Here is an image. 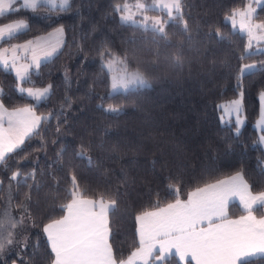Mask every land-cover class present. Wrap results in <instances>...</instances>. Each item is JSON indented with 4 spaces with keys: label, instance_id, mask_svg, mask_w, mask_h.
<instances>
[{
    "label": "trees",
    "instance_id": "trees-1",
    "mask_svg": "<svg viewBox=\"0 0 264 264\" xmlns=\"http://www.w3.org/2000/svg\"><path fill=\"white\" fill-rule=\"evenodd\" d=\"M248 1L183 0L189 31L182 33V25L177 22L167 26L169 45L163 41L153 43L151 32L121 22L115 5L125 0H73L70 11L48 12L41 7L36 12L22 10L0 21L25 19L29 25L26 34L5 38L7 42L0 41V47L54 26L64 28L57 53L41 62L39 70L30 69L28 82H20L51 84L49 97L38 104L31 98L22 99L16 90L15 74L0 65L5 106L33 103L37 104V113L47 115L49 111H60L64 100H68L59 121L53 116L44 125L47 130L41 133L43 141L41 136L33 137L24 151L6 165L0 164V211L8 205L12 172L19 169L23 176L35 169L38 191L26 185L17 188L16 182H11V212L19 219L16 205L28 193L30 212L37 221L59 218L63 214L59 206L70 199L66 190L70 171H74L83 195L98 199L103 193L105 199L118 201L110 215L115 234L110 242L126 257L133 249L135 215L157 201L156 193L161 206L173 201L174 196L166 191L169 184L174 190L179 187L184 199L196 187L243 170L250 189L264 191V151L255 127L258 99L264 91V42L252 45V55L240 60L246 36L238 29L233 31L230 23H223L227 13ZM255 15L257 21L264 20V0L257 5ZM158 16L167 19L159 10ZM217 28L224 39L216 37ZM178 43L182 48L174 47ZM157 49L159 55L152 56ZM105 50L127 56L130 69L139 67L151 86L129 93L108 92L109 71L104 67L108 57L100 55ZM177 51L181 53L179 61L175 58ZM248 62H254L256 68L241 78L244 124L237 136L234 122L222 121L217 106L241 96L236 73ZM109 105L121 108V112L106 113L104 109ZM81 144L91 145L86 151L91 164L87 158L77 156ZM61 149L62 155L57 156ZM263 208L254 213L260 215ZM228 211L230 216L244 212L236 202L229 203ZM42 223L21 232L17 238L28 236V247L9 246L0 253V264H46L44 253L50 249L41 231ZM174 261L178 259L170 258L164 264ZM249 264H264V256L250 258Z\"/></svg>",
    "mask_w": 264,
    "mask_h": 264
},
{
    "label": "snow or ice",
    "instance_id": "snow-or-ice-1",
    "mask_svg": "<svg viewBox=\"0 0 264 264\" xmlns=\"http://www.w3.org/2000/svg\"><path fill=\"white\" fill-rule=\"evenodd\" d=\"M72 2L73 0H0V21L10 19L11 14L22 10L36 12L41 7H46L48 12L70 11ZM260 2L261 0H252V3ZM252 3L233 8L225 15L223 22H230L233 31L238 28L241 34L247 36V44L240 60L252 55L250 50L254 41L257 44L264 42V20L254 23L258 17ZM17 4L20 7H15ZM183 9V0H152L151 4L137 0L134 5L125 0L122 5H115V11L121 13L122 23H130L144 32H151L153 43L163 41L165 45L171 43L167 26L173 22L182 25V33L189 31V23L185 19ZM149 10H160L166 14L167 19L162 16H149ZM137 16L142 18L136 19ZM28 27L25 19L0 23V41L7 42L5 38H17L18 33L26 34L24 30ZM63 33L64 28L60 27L47 37H37L23 44L0 48V65L15 72L18 82L16 90L22 99L31 98L38 104L49 97L53 87L51 84L41 88H24L19 85L20 82L30 80V69L39 70L42 60L57 53L63 43ZM215 35L218 39H224L219 28ZM53 36L57 37L55 41L51 39ZM174 47L180 49L182 43ZM100 55L102 58L108 57L104 67L112 73L113 92L118 89L124 93L136 92L151 86L146 74L139 67L129 70L127 56L121 57L107 50L102 51ZM151 55L158 56L159 50L151 52ZM175 58L177 61L181 59L180 51L175 53ZM22 59L29 62L21 63ZM254 68V64H242L236 73V87L241 89V97V78L245 74H251ZM260 101L261 132H264V92L260 94ZM37 104L25 102L23 106L9 110L3 103V90L0 89V164L6 165L7 161L26 149L33 137L41 136V133L47 130L44 125L48 124L53 116L59 121L64 115L63 104H68V100H64L60 111H49L47 115L37 113ZM217 107L222 108L229 116L235 114L234 128L239 136L241 125L244 124L241 98ZM104 111L118 115L121 108L109 105ZM221 120L223 121V117ZM56 131H60L59 123ZM41 140L43 141L42 136ZM259 142L264 143V135L259 137ZM41 146H44L43 143ZM90 148V144H81L77 152V156L87 158L89 164L92 161L90 157H86V151ZM62 153L63 149L57 152V156ZM70 177L66 190L70 199L59 206L63 214L59 218H48L46 223H42L30 212L31 197L28 193H25L24 199L16 205L20 209L19 219L14 218L11 212V182L15 181L17 188L26 185L30 190L35 188L37 191L40 185L36 180L35 169L24 173L23 176L19 169L12 172L9 178L8 205L0 211V253L12 245L26 249L29 237L24 236L22 240L17 237L29 227H39L42 223L41 231L46 237V247L50 249V252L46 250L44 253L46 264H164L173 257L178 258L174 264H249L250 258L264 255V216L258 218L254 215L258 208L264 207V191L254 193L245 179L243 170L235 172L228 179L196 187L187 192L186 199H181L179 187L174 190L173 185L169 184L166 191L169 196H174V199L163 206L159 193H156L157 201L149 208L137 212L134 217L133 249L126 257L110 242L115 240L110 215L114 213L118 201L115 198L105 199L103 193L98 199L87 198L80 189L74 171H70ZM29 180L32 183H28ZM232 198L239 199L245 214L230 218L228 209ZM13 264H16V261H13Z\"/></svg>",
    "mask_w": 264,
    "mask_h": 264
},
{
    "label": "crops",
    "instance_id": "crops-1",
    "mask_svg": "<svg viewBox=\"0 0 264 264\" xmlns=\"http://www.w3.org/2000/svg\"><path fill=\"white\" fill-rule=\"evenodd\" d=\"M16 20V19H15ZM12 21V20H11ZM11 21H9V22H11ZM9 22H6V23H9ZM57 28H60L59 26H54L53 28H51V29H49L48 31H46V32H44V33H41V34H37V35H35V36H32V37H29V38H27V39H24V40H22V41H20V42H15V43H11V44H23V43H25L26 41H28V40H34L35 38H37V37H47L48 36V34L49 33H51V32H54V30L55 29H57ZM238 29V28H237ZM51 39L53 40V41H55L56 39H57V37H55V36H53V37H51ZM62 40H63V36H62ZM11 44H9V45H4V46H1L0 48H6V47H10V45ZM62 45V44H61ZM61 45L59 46V48L61 47ZM58 48V49H59ZM21 56H23V53H21ZM51 57V56H50ZM50 57H48L47 59H49ZM47 59H44V60H42V62L43 61H45V60H47ZM29 61L28 60H25V59H22L21 60V63H28ZM11 70V69H10ZM13 72V71H12ZM14 74H15V72H13ZM262 92H264V91H262ZM236 97H238V96H236ZM235 97V98H236ZM240 98H241V96H240ZM231 100V99H230ZM9 110H11L12 108H8ZM222 114H221V108H220V117H223V115L221 116ZM223 121L224 122H229V121H233L231 118H229L228 116L227 117H223ZM255 127H256V129L258 130V132H259V137L261 136V135H264V132H261V127H262V125H261V101H260V95H259V99H258V116H257V118H256V121H255ZM261 145H262V148H263V151H264V143H261ZM235 173H233V174H231V175H229V176H226V177H223V178H220V179H217V180H225V179H228L230 176H232V175H234ZM217 180H215V181H212V182H209V183H214V182H216ZM203 186V185H202ZM202 186H200V187H202ZM194 190V189H193ZM192 191V190H191ZM254 193H257V192H254ZM87 198H90V197H87ZM187 198V197H186ZM186 198H184V199H186ZM91 199H93V198H91ZM170 202H172V201H170ZM230 202H236L237 203V205L241 208V209H243L242 208V206L240 205V202H239V199L238 198H232L230 201H229V203ZM169 203V202H168ZM163 206V205H162ZM242 214H245L244 212L243 213H241V214H238V215H234V216H230V218H236V217H239L240 215H242ZM254 215H256L255 213H254ZM258 218L259 217H261V216H264V208H263V211H262V213L260 214V215H256ZM174 251V250H173ZM264 256V255H263ZM178 259V258H177Z\"/></svg>",
    "mask_w": 264,
    "mask_h": 264
},
{
    "label": "rangeland",
    "instance_id": "rangeland-1",
    "mask_svg": "<svg viewBox=\"0 0 264 264\" xmlns=\"http://www.w3.org/2000/svg\"><path fill=\"white\" fill-rule=\"evenodd\" d=\"M262 1V0H261ZM137 2V0H128V3L129 4H132V5H134L135 3ZM142 2H144V3H147V4H151L152 3V0H148V1H146V0H142ZM248 3H252V0H249L248 1ZM247 3V4H248ZM261 3V2H260ZM260 3H252V7L254 8V9H256V7H257V5H259ZM123 4V3H122ZM133 11H135V9L133 8ZM155 11V12H154ZM149 10L148 12H147V15H149V16H158V10ZM160 11V10H159ZM151 12H154V13H151ZM161 12V11H160ZM136 18V17H135ZM142 17H140V16H138L137 17V19H141ZM230 23V22H229ZM254 23H259V21H257V20H254ZM231 24V23H230ZM60 27V26H59ZM52 33V32H51ZM246 36V35H245ZM246 41H247V36H246ZM15 43V42H14ZM255 44H257L255 41L253 42V45H255ZM107 62H105L104 63V65L106 64ZM243 64H254L255 65V63L254 62H248V63H243ZM107 69V68H106ZM108 70V69H107ZM129 70H133V69H129ZM111 76H112V73H109V89H108V92H110V93H112L113 92V90H112V87H111ZM49 84H46V85H44V86H32V85H27V84H20L19 86L20 87H24V88H27V87H36V88H41V87H45V86H48ZM117 91H123V90H117ZM26 95V94H25ZM237 98H240V95H238V97H236V98H233V99H231V100H234V99H237ZM231 100H226V101H222V102H220L219 103V105H224V104H227L229 101H231ZM34 102H36V101H34ZM38 114H43V113H38ZM221 114L223 115V117L225 118V117H229V118H231L232 120H233V122H235V114L233 113L231 116H229V115H227V114H225L224 113V110L221 108ZM45 115V114H44ZM221 115V116H222ZM241 115H242V118L244 119V116H243V114H242V112H241ZM229 122H231V121H229ZM17 264V263H16Z\"/></svg>",
    "mask_w": 264,
    "mask_h": 264
}]
</instances>
